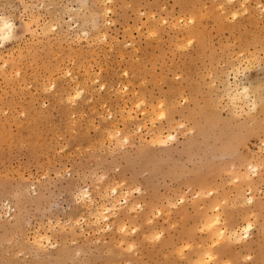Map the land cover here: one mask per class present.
Here are the masks:
<instances>
[{"label":"rangeland","instance_id":"obj_1","mask_svg":"<svg viewBox=\"0 0 264 264\" xmlns=\"http://www.w3.org/2000/svg\"><path fill=\"white\" fill-rule=\"evenodd\" d=\"M0 14V264H264V0Z\"/></svg>","mask_w":264,"mask_h":264},{"label":"bare ground","instance_id":"obj_2","mask_svg":"<svg viewBox=\"0 0 264 264\" xmlns=\"http://www.w3.org/2000/svg\"><path fill=\"white\" fill-rule=\"evenodd\" d=\"M102 2L103 3H108V2H111V0H102ZM106 8V10H108L109 8H107V6L105 7ZM233 15H235L234 13H233ZM232 15V16H233ZM11 32H12V26H11V23H10V21L8 20V18L6 17V16H4V15H2V14H0V42L1 41H4L5 39H7V38H9V36L11 35ZM238 85V84H237ZM245 86V85H244ZM239 87H241L240 85H239ZM238 87V88H239ZM247 86H245V87H243V89L242 90H240V92H239V90L237 91V88L234 90L233 88V90L234 91H236V92H234L233 94H231L230 96H231V98L233 99V100H238V99H240V98H243V96L242 95H240V94H243V93H247L246 92V90L248 89V88H246ZM230 89L229 90H232L231 89V87H229ZM76 90V89H75ZM83 90V89H82ZM249 90V89H248ZM250 91V90H249ZM77 92V91H76ZM80 92V91H79ZM229 92H231V91H229ZM230 94V93H229ZM76 95H79V93H77ZM77 97H79V96H77ZM229 97V96H228ZM250 99V98H249ZM247 100V99H246ZM173 136V134H168L167 136H166V138H169V137H172ZM165 136H164V133L163 132H160V131H158V132H155V135H154V138H155V140L156 141H158V142H162L163 140H165V138H164ZM155 142V141H154ZM112 193L113 194H116L117 193V189L116 188H114V189H112ZM248 198V197H247ZM250 199H252V197L250 196L249 197V200ZM115 201V200H114ZM111 204V203H110ZM109 204V205H110ZM101 206V205H100ZM102 206H103V204H102ZM112 207H115V205L113 204L112 205ZM215 208L216 209H218V207H217V205L215 206ZM103 210H105V209H102L101 211H99V212H97L96 213V218L97 219H99V218H105V217H107L106 216V214L104 213H102V211ZM104 212V211H103ZM108 212V211H107ZM106 212V213H107ZM220 222V217H219V213L217 212V213H214V214H212V218H211V220H210V223H212V225H217L218 223ZM249 227H250V224H246V225H244L243 226V230H244V232H247L248 230H249ZM228 231H230V230H228L225 226H221V227H216L215 228V231H213V233L216 235V237L218 238V237H222V236H224L225 234H228V233H230L229 235H232V236H234V237H237L239 234H238V231L236 230V229H234V230H232L231 232H228ZM39 238L41 239V238H43V237H41V236H39Z\"/></svg>","mask_w":264,"mask_h":264}]
</instances>
